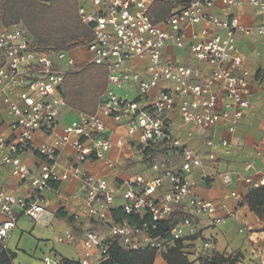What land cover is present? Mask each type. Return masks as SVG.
Segmentation results:
<instances>
[{"label":"built area","instance_id":"built-area-1","mask_svg":"<svg viewBox=\"0 0 264 264\" xmlns=\"http://www.w3.org/2000/svg\"><path fill=\"white\" fill-rule=\"evenodd\" d=\"M157 1L79 0V19L91 30L93 38L69 51L42 50L21 26L7 28L0 23V108L13 119L11 136L0 134L1 162L11 166L12 175L32 190L29 198H21L0 184L3 250L9 251L8 243L20 216L29 217L36 225H50L53 215L47 211L43 194L62 181H79L88 219L108 231L105 238L95 232L85 233L80 264H103L111 241H118L127 251L152 248L163 254L176 241L217 228L235 216L225 205L200 197L195 191L197 182L188 178V174L204 167L205 159L215 160L214 151L204 158L185 145L166 116L177 110L185 124L202 129L225 124L230 137L223 139L221 146L226 155L231 154L232 137L250 108L252 91L251 73L237 53L236 34L264 37V24L246 26L229 14L242 4L264 14V0H190L156 23L151 11ZM218 2L229 16L220 18L211 12ZM201 24L204 27L196 31ZM170 46L188 47L191 57L206 65L209 73L203 76L200 67L166 59L165 50ZM77 49L85 58L75 52ZM136 61L145 64L144 70L136 69ZM90 65L105 68L107 90L95 114L79 113L59 133L60 110L66 107V76ZM127 85L133 90L132 99L121 94ZM108 120L125 129L118 146L125 141L134 144L137 139L142 153L148 148L173 150L179 154L180 169L169 168L166 161L157 162L149 169L157 176L145 172L115 185L83 172L79 166L90 161H104L109 169L114 168L107 160L112 149ZM38 134L47 135L51 141L39 143ZM206 146L213 149L214 142L208 141ZM67 148L73 150V155L63 168L60 158ZM26 151L42 157L38 174L32 173L19 158ZM251 168L248 164L245 169ZM200 179L207 182L211 176L202 172ZM222 179L226 186L234 181L230 172L222 174ZM239 180L245 185V194L232 192L231 197L242 205L247 194L264 186V171L258 178L239 176ZM116 195L123 201L117 208ZM179 208L185 219L167 236H155L159 224ZM113 209H121L122 219L113 218ZM56 241L73 245L77 238L66 232L58 235ZM212 248L210 241L204 244L205 250ZM44 263L60 261L47 257Z\"/></svg>","mask_w":264,"mask_h":264},{"label":"crops","instance_id":"crops-1","mask_svg":"<svg viewBox=\"0 0 264 264\" xmlns=\"http://www.w3.org/2000/svg\"><path fill=\"white\" fill-rule=\"evenodd\" d=\"M47 1V0H46ZM82 2L86 0H81ZM190 0H158L171 5V12L174 8L182 7ZM211 12L220 18L229 15L237 16L246 26L264 24V14L258 13L248 4H242L233 8L229 15H226L221 4L211 9ZM204 25L195 28L199 31ZM237 53L244 61L246 68L251 73V95L250 108L245 111V116L240 122L235 134L232 137V152L226 155L221 146L223 139L229 138L225 124H218L211 129H202L185 124L177 110L168 113L166 118L171 124V129L182 142L207 157L210 151H214L215 160L205 159L204 167L201 170H194L188 174V178L197 182L196 193L205 200L223 204L229 212H234V217H228L224 224L217 228H209L198 236L189 237L183 242V252L190 261L200 264L198 259L204 258L213 253L228 256H238L236 264H264V223L252 213L245 204H239L231 197L232 192L240 196L245 194V185L239 180V176H252L258 178L264 171V37L236 34ZM77 54L80 50L75 51ZM166 59L183 63L188 66L200 67L202 75L206 76L209 69L206 65L199 63L191 57L189 48L179 49L168 47L165 50ZM139 71L144 70L145 64L135 62ZM156 92L153 91L152 95ZM124 96L133 94L129 85L121 91ZM66 108V107H65ZM60 110L58 120V132L75 120L71 112ZM65 112V114L63 113ZM78 115V114H77ZM77 118V117H76ZM12 118L0 108V134L10 137V124ZM108 135L112 142V149L107 154L108 162L114 164L113 169L107 167L104 161H90L81 164L79 167L83 172L91 173L106 179L111 185L127 180L136 175L148 172L152 177L157 172L150 171V167L157 162H167L169 168L180 169L179 154L173 150L157 149L151 150L148 155L142 153L141 146L137 139L135 143L125 141L118 146V140L125 135V129L113 121L108 120ZM214 142L213 149L206 146L208 141ZM39 143L50 142L51 138L44 134L37 135ZM73 150L65 149L60 165L64 168L71 160ZM145 155V156H144ZM32 173L38 174L42 164V157L36 152L26 151L19 155ZM252 168L246 171V166ZM205 172L211 176L207 182L201 181L200 175ZM230 172L233 174V184L226 186L222 174ZM0 184L5 186L10 193L21 198H29L32 190L28 184L20 182L12 175L11 166H5L0 156ZM79 181H62L54 183L52 190L43 194V201L47 211L53 215L50 225H36L29 217L20 216L16 228L12 231L8 249L15 254L13 264H45L44 259L49 257L56 260H69L80 262L84 257L82 238L88 231L95 232L102 238L108 236L106 228L99 223L88 219L85 213V197L80 191ZM123 201L120 195L115 196V207H120ZM175 212L184 213L180 208ZM223 214V213H221ZM224 215H227L224 213ZM3 217L0 215V223ZM72 232L77 238L73 245L60 244L56 241L58 235ZM210 241L213 248L209 251L204 249V244ZM154 264H167L162 254H157Z\"/></svg>","mask_w":264,"mask_h":264},{"label":"trees","instance_id":"trees-1","mask_svg":"<svg viewBox=\"0 0 264 264\" xmlns=\"http://www.w3.org/2000/svg\"><path fill=\"white\" fill-rule=\"evenodd\" d=\"M79 5V0H0V23L7 28L21 26L34 45L42 50L69 51L90 42L93 38L91 30L79 19ZM170 13L171 5L163 2L156 3L151 11L156 23L166 19ZM106 90L105 68L90 65L66 76L63 98L66 107L72 111L93 115ZM151 150L153 149L148 148L143 152L148 155ZM244 204L264 223V186L247 194ZM112 216L117 221L122 219L119 218L121 209H113ZM126 219L133 220L127 216ZM184 219L183 213L174 212L168 220L159 224L158 232L154 235L167 236L170 230ZM184 240L176 241L162 254L167 264H195L183 252ZM156 256L155 249L127 251L118 241H111L108 259L103 264H154ZM15 257L14 253L0 247V264H13ZM238 261L237 255L225 257L218 253L198 259L200 264H236ZM60 264L80 262L63 259Z\"/></svg>","mask_w":264,"mask_h":264},{"label":"rangeland","instance_id":"rangeland-1","mask_svg":"<svg viewBox=\"0 0 264 264\" xmlns=\"http://www.w3.org/2000/svg\"><path fill=\"white\" fill-rule=\"evenodd\" d=\"M81 51H82V50L80 49V52H78V54H79L82 58H85V56L83 55V52H81ZM129 98H131V99L134 98V95H133V94L130 95ZM64 110H65V111H68V112H71L73 115H75V116H74L75 119H76V117H78L77 114H79V113L72 111V110L69 109L68 107H66ZM63 113L65 114V112H63ZM66 245H67V244H66Z\"/></svg>","mask_w":264,"mask_h":264}]
</instances>
